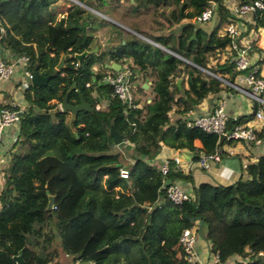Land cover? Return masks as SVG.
I'll use <instances>...</instances> for the list:
<instances>
[{"label": "trees", "instance_id": "obj_1", "mask_svg": "<svg viewBox=\"0 0 264 264\" xmlns=\"http://www.w3.org/2000/svg\"><path fill=\"white\" fill-rule=\"evenodd\" d=\"M56 1L0 2L1 51L12 57L25 55L30 73L48 76L44 84L22 89L26 105L14 148L0 168V264H16L12 256L18 251L21 264H49L59 253L86 264H197L186 261L178 235L198 223L218 264H264L247 252L264 254V153L225 185H194L190 174L171 158L166 159L163 179L155 163L163 146L186 149L197 161L232 141L184 125L187 110L206 95L229 88L217 77L233 82L237 74L247 72L235 70L231 50L223 60L209 62L213 54L227 52L229 39L219 33L228 17L226 0H131L134 10L152 8L158 30L177 26L175 33L140 34L179 57L164 55L155 45L132 36L102 54L81 57L79 63L72 55L90 49L91 37L81 26L90 13L70 4L65 16L55 19L51 5ZM78 1L95 10L104 2ZM211 2L216 22L210 28L193 21L179 23L195 18ZM250 19L248 29L255 33L264 29V9L254 11ZM250 48L261 53L253 64L258 75L264 50L254 40ZM60 54L67 57L55 69ZM105 57L130 58L142 80H150L149 95L133 83L140 95L131 92L130 104L110 96L102 79L107 73L91 69ZM181 70L186 86L177 88L172 78ZM76 90L90 110H79L67 119L68 112L57 105L65 94L67 102L77 103ZM99 99H105V105L95 109ZM256 106L253 103L247 115L228 119L227 125L251 119ZM172 108L178 116L170 122ZM110 126L132 145L126 178L118 174L123 157L110 145ZM255 133L264 140V124ZM173 180L190 184L191 195L180 204L166 197V184Z\"/></svg>", "mask_w": 264, "mask_h": 264}, {"label": "crops", "instance_id": "obj_2", "mask_svg": "<svg viewBox=\"0 0 264 264\" xmlns=\"http://www.w3.org/2000/svg\"><path fill=\"white\" fill-rule=\"evenodd\" d=\"M74 1L57 0L53 5H51V10L54 14L55 19H60L65 16L70 4H77L94 15H89L87 19H85V21L83 22L84 32L91 37L90 49L93 50L92 54H102L103 52L109 49H114L118 44H122L124 40H129L132 36L137 37L136 35H138L142 37L140 32H147L152 35H158L166 34L167 32L175 33L177 31L176 25H172L169 29L163 31L158 30L153 21L154 16L152 13V8L145 7L134 10L131 5V0H108V5H106L107 0H104L102 4H99L100 6L98 10H95L94 8H91L79 2L78 0ZM230 2L234 3V1L232 0H226L225 5L230 4ZM110 4L113 6H109ZM117 5L119 6V9H122L120 10L121 15L119 14V9L117 8ZM97 17L101 19H98ZM192 21L193 19L184 18L181 19L179 23ZM130 23H132L135 27L133 25L130 26ZM209 23L210 22L203 24L204 26L200 24L199 26L202 28H210ZM112 25L115 27H113ZM245 37H247L250 41L254 40V43H256L258 47L264 50V29H258L256 33L249 30ZM143 38L149 41L147 38ZM162 49L167 52L164 47H162ZM223 53L227 54L228 51ZM223 53L221 54V60L225 58V55ZM1 54L3 56L10 57L7 51H1ZM260 56L261 53H250L251 63L255 64V62L260 58ZM126 64H131L130 58H122L116 61L114 59H107L105 57L102 59L101 63L97 62L93 64L91 66V69L94 72L99 71L107 73L109 71H119ZM132 67L135 68L134 66ZM257 68L258 75L264 77V62L257 65ZM135 69L137 76L133 80L134 82H132L134 84H140L145 90L144 96L147 97L149 95L148 85L150 84V80L147 78H144L142 80V73L137 68ZM16 78H18V76H14L12 79H10L8 82L4 83L1 86L0 106L6 104V102L11 100L12 97L15 96V101L18 102L19 107L22 109L25 107V101L19 98L21 92L19 90V87L17 86L15 80ZM172 80L177 88H180L181 84L183 86H186L185 74L182 70L179 72V76H173ZM176 82H178V85L176 84ZM219 102L223 104L224 113L230 120H232L233 118H238L242 115H247L251 112L252 109V101L244 94L229 86V88H223L214 96H211L209 94L206 95L193 108L186 111L185 117L207 112L213 106H215L216 103ZM97 105L99 107H104L105 99H99ZM256 107H258V105ZM173 108L168 112L170 122L176 119V117L178 116V114L173 112ZM71 116L72 114L67 116V119H70ZM239 124L250 125L255 129V131H257L264 124V122L260 119H256L253 115L251 119L242 121ZM17 132V127H8L3 135V138L0 143V168L5 165L9 157V152L12 151V149L14 148L13 143H11L10 139L11 136ZM123 142L125 141L123 140ZM193 144L195 146H199V141L194 140ZM215 151L220 153V160H208L206 161V166L201 167L198 165L197 161H193L191 159L192 155L186 149H172L163 146L160 148L158 154L156 155L155 163L159 165L164 159L177 157L178 162L176 163V165L183 173L190 174L192 183L194 185L200 182L225 185L232 183L239 177V175L244 171L243 165H246L250 162H254L257 156L264 153V140H262V142L258 145H253L252 143H245L241 140H232L229 144H222L218 146ZM119 152L123 158H126L128 160L130 155L132 154L130 148L127 150L120 149ZM123 165L124 164L122 162L121 167L124 168L125 165ZM182 184L184 188L190 191V184L188 182H182ZM1 185L2 179L0 172V188ZM193 248L196 255L197 264H214L208 251V246L199 234V223L196 228V239ZM49 264L86 263L73 262L70 260L68 255L60 253L58 254L57 258Z\"/></svg>", "mask_w": 264, "mask_h": 264}, {"label": "built area", "instance_id": "obj_3", "mask_svg": "<svg viewBox=\"0 0 264 264\" xmlns=\"http://www.w3.org/2000/svg\"><path fill=\"white\" fill-rule=\"evenodd\" d=\"M215 4L211 2L205 9H203L193 21L197 24L208 23L213 15ZM228 9V17L225 23L222 25L220 34L226 35L229 39L227 49L233 52L234 68L236 71H243L247 69L245 73H239L235 76L233 82H228L224 79L217 77L220 81L228 86L234 88L240 93L247 96L252 104L256 103L258 107L255 108L254 117L264 122V77L256 74V67L250 61V53L254 52L250 48V40L245 37L250 23L251 14L256 10L264 9V0H251L242 4H230L225 5ZM2 32V30L0 29ZM17 71V72H16ZM31 73L27 70V57L20 55L19 57L3 56L0 53V89L1 86L12 79L14 76H18L15 80L18 81V87L20 92L26 88L29 84V77ZM137 76L136 69L131 64L124 65L121 70L116 71L113 76L105 75L103 80L110 87V96L124 101L126 104H130V83ZM87 85V84H86ZM15 97V96H14ZM12 97L11 100L0 106V143L3 135L8 127L18 128L20 119V113L24 109L20 108L18 102ZM20 99H23L22 93L19 95ZM59 106V104H58ZM95 109L99 106L95 104ZM233 118L232 120H234ZM227 116L223 110L222 103H216L209 111L199 113L193 116H186L184 125L186 127H196L201 131L209 134H215L218 137L231 140H241L245 143H252L258 145L263 139L258 137L255 133V129L250 125L232 124L227 125ZM17 133L11 136V143L16 140ZM176 165L178 162L177 157L171 158ZM220 160V153L214 151L212 154L202 155L197 163L199 166H206V161ZM177 166V165H176ZM245 165H243V168ZM158 170L164 179L167 171L166 159H164L159 165ZM118 174L122 178H126L127 171L123 167H119ZM165 183V181L163 182ZM166 197L173 204H180L190 197L191 192L184 188L183 184L179 180H173L166 184L165 187ZM196 239L195 227H184L181 229L178 235V242L181 250L184 253L186 261L192 263L196 261V255L194 252V242ZM248 256L260 257L264 263V254L261 251L256 253L247 250ZM211 259L214 264H218L217 255L211 254ZM231 260L239 259V256H231Z\"/></svg>", "mask_w": 264, "mask_h": 264}, {"label": "water", "instance_id": "obj_4", "mask_svg": "<svg viewBox=\"0 0 264 264\" xmlns=\"http://www.w3.org/2000/svg\"><path fill=\"white\" fill-rule=\"evenodd\" d=\"M2 1H5V0H0V2H2ZM74 2H76V1H74ZM191 37H193V34L191 35ZM149 42L155 44L156 46L161 47L159 44H157L155 42H152L150 40H149ZM92 51H93L92 49L83 50L80 53H73L72 56L76 59L77 63H79V60L81 59V57L92 53ZM167 52L171 53L169 50H167ZM0 53H1V49H0ZM172 54L176 57H179L178 55H176L174 53H172ZM65 57H67L66 54H60L59 59L54 66L55 69H59L63 65ZM201 70H203V69H201ZM47 79H48L47 75L42 76L36 70H34L29 77V84H30V86H40V85L44 84L47 81ZM103 83L106 84V80H103ZM177 83L178 82H176V84ZM71 88H74V83L71 84ZM76 94H77L78 100H77V103H74V104L67 102L66 94L63 95V97L61 98V101L59 103V106H58L59 110L69 112L72 115L79 110L89 111L90 110V104L83 99L81 93L78 90H76ZM108 133L112 138V142L110 144L112 147L121 148L122 150H125V149L127 150L132 146L129 143L123 142L122 135L117 133L116 130L113 128V126L109 127ZM129 158H130L129 160L132 161L133 155L131 154ZM49 204L50 203H48V205ZM199 225H200V223H199ZM12 258L16 264H21L22 259H21L20 251H18L17 255L12 256Z\"/></svg>", "mask_w": 264, "mask_h": 264}, {"label": "rangeland", "instance_id": "obj_5", "mask_svg": "<svg viewBox=\"0 0 264 264\" xmlns=\"http://www.w3.org/2000/svg\"><path fill=\"white\" fill-rule=\"evenodd\" d=\"M70 2H71V1H70ZM108 2H109V1L107 0L106 5H108ZM111 3H113V2H111ZM109 6H113V5L110 4ZM117 8L119 9V6H118V5H117ZM120 10H122V9H119V10H118V11H119V14H120ZM89 13H90V15L94 16L91 12H89ZM120 15H121V14H120ZM94 18H95V17H94ZM97 18H98V19H101V18H99V17H97ZM119 18H120V17H119ZM119 18H118V19H119ZM119 20H120V19H119ZM103 21H106V20H103ZM209 22H210V23H209L210 27L213 26V25L215 24V22H216V17H215V15H212V17H211V19H210ZM145 24H146V23H145ZM129 25L132 26L133 24L130 23ZM198 25H200V24H198ZM201 25H202V24H201ZM81 26L83 27V24H82ZM112 26H113V25H112ZM133 26H134V25H133ZM143 26H144V25H143ZM113 27H115V26H113ZM134 27H135V26H134ZM220 31H221V29H220ZM219 33H220V32H219ZM141 35H142V37L136 35L137 38H139V40L145 41V42H147V43H149V44H153V43H151V42H149V41H147V40H145V39L143 38V37H145V38L149 39L148 37L144 36L143 33H141ZM149 40H150V39H149ZM153 45H154V44H153ZM155 46H156V45H155ZM160 46H161V45H160ZM156 47L159 49L160 52L164 53V55H165V53H167V52L164 51V49H162V47H160V48H159L158 46H156ZM226 50H227V49H226ZM227 51H228V50H227ZM222 53H223V52H220V53L217 54V55H216V54H213V55H212V58H213V59H210L209 62H210V63H213L214 59H216V60L218 59V61H221V59H222V57H221L222 55H221V54H222ZM223 54L226 56V53H223ZM102 59H103V58H102ZM115 72H116V71H109V72H107V75H108V76H113V75L115 74ZM132 85H133V82L130 83V89H129V90H130V93L132 92L134 96H139V95H140V92L137 91V89H136L134 86H132ZM263 97H264V96H263ZM57 106H58V105H57ZM70 114H71V113L68 112L67 115H66V117L69 116ZM115 148H116V147H115ZM118 149H119V151H120L121 148H118ZM129 159H130V158H129ZM129 161H130V160H128V159H126V158H123V160H122V162H123V164H124L125 166L127 165V163H128ZM124 165H123V166H124ZM124 168H125V167H124ZM59 254H60V253H59Z\"/></svg>", "mask_w": 264, "mask_h": 264}]
</instances>
